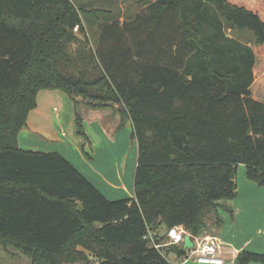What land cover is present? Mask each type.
Wrapping results in <instances>:
<instances>
[{"label": "trees", "instance_id": "16d2710c", "mask_svg": "<svg viewBox=\"0 0 264 264\" xmlns=\"http://www.w3.org/2000/svg\"><path fill=\"white\" fill-rule=\"evenodd\" d=\"M74 1L0 0V247L30 264H171L150 232L181 226L199 237L207 219L221 225L218 201L236 197L239 165L264 187L254 54L224 33L248 31L263 46L264 3L155 0L103 23L94 49L82 20L97 12ZM41 90L68 96L84 140L80 106L131 123L133 198L108 200L57 152L18 148ZM236 264H264V254Z\"/></svg>", "mask_w": 264, "mask_h": 264}, {"label": "crops", "instance_id": "0c3cea01", "mask_svg": "<svg viewBox=\"0 0 264 264\" xmlns=\"http://www.w3.org/2000/svg\"><path fill=\"white\" fill-rule=\"evenodd\" d=\"M118 20L120 23L125 21L123 18ZM82 25L90 43L95 46L100 29L88 19H83ZM74 111L73 102L63 92L39 91L36 107L30 111L26 126L18 134V148L57 152L108 200L133 198L137 145L131 138V123L128 121L119 128L118 115L80 106L87 138L84 140L76 134ZM218 204L217 218L221 225L207 219L199 237H192L178 226L183 232V241L169 245L168 231L163 225L150 232L163 238V248L171 264H197L190 252L203 239L217 245L223 264H236L237 256L243 252L264 254V187L246 178L244 166L237 168L236 197L220 200ZM188 236L193 238L191 247L185 246ZM175 249L184 251V254L179 256Z\"/></svg>", "mask_w": 264, "mask_h": 264}, {"label": "rangeland", "instance_id": "374dc122", "mask_svg": "<svg viewBox=\"0 0 264 264\" xmlns=\"http://www.w3.org/2000/svg\"><path fill=\"white\" fill-rule=\"evenodd\" d=\"M139 1L140 0H75L74 4L81 9L96 10L97 13L89 17L88 20L90 23L96 25V29H100L102 24L110 19L123 18L127 21L131 20L136 14H145L148 5L155 0H141L142 4H139ZM261 1L264 3V0ZM224 33L228 38L236 41L240 45L251 48L254 54V64L252 68L253 83L248 92L251 99L264 103V45L257 46L253 34L248 31L230 30L228 27H225ZM90 44L91 48L95 49L92 42ZM75 47L76 45H73L70 50H74ZM77 69V67H71L66 70L76 75ZM208 220L211 221L213 218ZM189 242L190 245H193L192 239H189ZM0 264H30V261L16 249L11 247L3 249L0 247ZM89 264L98 263L95 259H90Z\"/></svg>", "mask_w": 264, "mask_h": 264}, {"label": "built area", "instance_id": "2783aa9c", "mask_svg": "<svg viewBox=\"0 0 264 264\" xmlns=\"http://www.w3.org/2000/svg\"><path fill=\"white\" fill-rule=\"evenodd\" d=\"M73 32H77V27L73 29ZM183 232L177 228H171L168 231L169 245H178L183 241ZM148 238L151 240V244L154 248L159 249L163 247V244H158L154 241L153 236L148 234ZM190 255L194 257V261L197 264H223L222 258H220L219 249L217 245L212 243L209 239H203L196 243V246L190 252Z\"/></svg>", "mask_w": 264, "mask_h": 264}, {"label": "water", "instance_id": "95a60500", "mask_svg": "<svg viewBox=\"0 0 264 264\" xmlns=\"http://www.w3.org/2000/svg\"><path fill=\"white\" fill-rule=\"evenodd\" d=\"M189 239H192V240H193V238L190 237V236L186 237V238H185V246H186V247H191V246H192V245H190Z\"/></svg>", "mask_w": 264, "mask_h": 264}]
</instances>
